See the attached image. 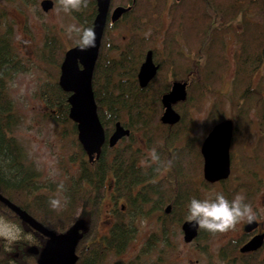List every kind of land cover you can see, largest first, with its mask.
I'll list each match as a JSON object with an SVG mask.
<instances>
[{
  "label": "trees",
  "instance_id": "trees-1",
  "mask_svg": "<svg viewBox=\"0 0 264 264\" xmlns=\"http://www.w3.org/2000/svg\"><path fill=\"white\" fill-rule=\"evenodd\" d=\"M130 3L131 0H111V5ZM166 3V0H134L131 11L129 10L123 17L124 19L131 17L128 23L131 33L126 41L125 52L112 65L105 60L101 47L92 77L97 113L106 137L119 116L126 114L128 117L125 126L132 130L139 128L144 131L147 147L156 149L159 155L157 163L161 168L168 165L175 167L172 172L168 170L164 181L161 179L146 184L149 188L147 189L157 194L158 200L162 201L155 209L162 212L156 219L158 231L147 239L148 248L159 249V252L171 248L168 229L170 226L173 229L180 228L181 222L187 218V204L190 199L193 197L202 199L193 179L202 175L203 160L199 144L203 136L196 139L188 136L191 146L184 143L183 147L169 151L173 143L184 139L187 130L191 128L190 108L200 109L204 100L210 101L207 113L208 132L214 124L226 118L224 106L227 104L230 114L226 119L233 120L229 149L231 170L237 167L245 176L256 182L261 181L257 176L258 172L261 170L264 172V80L260 78L254 83L256 72L264 64V0H174L167 6L165 12L167 19L163 23L161 15ZM95 11V0H88L87 7L73 11L72 16L82 27L91 28ZM3 15L4 11L0 10V17ZM148 30L150 33L146 35ZM159 33L162 35V43L160 48H157L155 41ZM6 36L8 35L0 33V190L12 202L22 204L31 214L39 217V221L45 227L58 233L67 232L76 219H85L76 247L81 257L84 243L89 239L96 240L95 234L99 231L101 220L95 219L100 217L106 196L116 206L118 198L113 197L114 192L118 193V190H121L118 196L125 199L135 189L139 190L140 197L134 194L132 202L136 207L135 213L142 214L141 205L148 201L147 195H142L143 192H148L143 191L142 184L152 179L160 169L156 167L155 170V164L152 166L153 169H148L149 171L136 169L134 162L136 158L133 156L131 146L124 147L120 153L114 149L113 153L116 155L113 160L110 149L108 150L104 144L97 161L90 163L87 159L80 160L78 176L66 192L69 199L67 210L56 213L49 206L44 208L46 202L41 198L42 195L39 196L35 194V190L29 189L34 186L35 173L25 166L18 142L12 136H8L12 127L13 112L9 100L7 101L3 95V80L22 68V64L13 54ZM231 36L234 38L235 48L228 53L227 44ZM53 45L54 42L51 41L46 43V47L51 49L49 51L51 57L54 55ZM147 49L155 52V58L160 61L161 67L144 88H139L135 80V68ZM178 50H183L184 53L180 55ZM53 58L54 61L50 62L59 64L62 53H57ZM102 60L104 62H101ZM123 68H130L131 75L127 79L116 78L113 81L114 71ZM189 70H192V79L186 77ZM168 72L173 79L187 82L185 100L173 105L180 119L171 125L159 121V114L162 111L160 96L168 90L166 82ZM227 77L229 87L227 91H223ZM41 90L40 96L44 97L49 107L55 109L59 106L60 113L57 119L67 121L68 93L56 82L44 86ZM253 121L256 122L259 134L254 145L245 152L243 150L245 138L251 131ZM226 180L220 181L222 188L217 192H223L228 199H232L235 196L233 194L237 193V188L231 187ZM202 184L205 189H210L209 183L203 180ZM109 185L115 186L114 192L108 189ZM139 185L142 186L138 189ZM242 185H247L248 192L245 190L244 195L245 202L248 203V197L253 195L249 188L252 190L254 185L239 183L236 186ZM135 198H139L136 203ZM166 205L170 206L168 213L163 211ZM2 209L8 222L16 224L22 230L25 227L29 229L14 212L0 203V210ZM151 213L152 210L146 211V217ZM133 218L135 215L131 217L130 224L122 220L113 222L106 235L99 239L98 246L88 254L85 253L84 257L87 258L83 259L88 260L85 264H92V260H103L108 251L118 252L124 249L134 233V226L131 224ZM209 234L212 232L199 229L195 240L206 239ZM157 235L163 238L158 241ZM29 242L31 241L25 237L20 238L18 241H12L9 248L14 250L18 248V252L23 250L24 254V247ZM232 243L229 241L225 244L219 255L225 257L229 251L235 250L236 246ZM259 254L257 251L253 255H241L240 264H264V259L259 258ZM18 264L21 263L18 261ZM76 264L83 262L78 261Z\"/></svg>",
  "mask_w": 264,
  "mask_h": 264
},
{
  "label": "rangeland",
  "instance_id": "rangeland-1",
  "mask_svg": "<svg viewBox=\"0 0 264 264\" xmlns=\"http://www.w3.org/2000/svg\"><path fill=\"white\" fill-rule=\"evenodd\" d=\"M40 1L41 0H0V10L4 11V15L0 17V33L8 35L6 37L9 45L12 47L13 54L22 64V68L18 69L16 73L4 78L3 95L6 96L7 101L9 100L11 110L13 112L12 127L8 136H12L18 142L19 148L23 153L25 166H27L36 175L34 178V186H31L29 189L35 190V193L39 194V196L42 195L41 198H43V201L46 202L44 208H47L49 206V199L57 196L59 192L58 186L63 184L64 190L60 193V195L61 198H67V203L60 210H54L56 213H61L64 210V207L68 208L69 206V199L66 192L68 191L72 181L78 176L80 170V160H85L88 156L83 151L79 141L77 140V130L74 122L70 121L68 116L67 121L64 122L57 119L58 113H60L59 106L55 109L49 107L44 100V97L40 96V94L42 92L41 89L44 86L55 84V82L57 83L58 81L60 63L62 60L59 64L50 62L51 60L54 61V55L61 52L63 59L64 52L70 47L77 45L76 34L73 33L72 38L70 39L66 32L67 26L71 24L81 26V24L72 16V12H75V10L67 13L62 10L61 0H52L53 6L47 11H43L41 9ZM167 5L168 4H166V7L162 11L161 15L163 23L167 19L165 14ZM114 6L115 5H111V7ZM130 18V16L127 19L122 18L121 20L111 24L112 26H108L107 32H109L111 39L108 38L107 42L110 45H113L114 48L120 49V47H123L127 41L128 36L131 33L128 24ZM149 33V31H146V35ZM47 41L54 42V48H52L54 53L53 57H51L49 53L51 49L46 47ZM112 41L115 44H112ZM161 43L162 35L159 33L156 37L155 46L160 48ZM234 48L235 42L233 36H231L227 44L228 53H231ZM108 54L109 52H107V55ZM109 56L115 57L117 56V52L112 51ZM101 62L104 61L102 60ZM100 65H102V63ZM137 66L135 70L137 69ZM130 75V68H123L121 70L118 69V71L115 72V77H112V80L115 81L116 78L127 79ZM260 78L264 80V64H262L261 68L256 72L254 83ZM166 79L169 88L173 81L168 78ZM135 80L138 87L142 88L138 84L137 75H135ZM228 82L229 77H227L224 82V89L222 88L223 91L228 90ZM209 104L210 101L206 99L202 103V106L199 107L200 109L194 107L190 108L189 113L191 116V128L187 130L184 139H180V142L173 143L169 149L170 152H172L174 148L183 147L184 143L191 146L188 136L198 138L200 134L203 133L209 123L207 120ZM173 108L176 110L174 106ZM224 110L226 115L225 117L228 118L230 111L227 104L224 106ZM161 113L162 111L160 112L159 117ZM127 117L128 116L126 114H121L118 120L126 124ZM253 122L251 131L247 138H245L243 147L245 152H247L249 148L254 145L257 139L256 137L259 134L258 128H256V122ZM130 130L131 133L123 136V139L120 138L122 140L119 139V142L117 141L118 143L116 142L115 145L117 148L122 149H124V147L126 148L131 146L133 156H135L137 160L136 169L151 170V168L153 169L152 164L155 163L154 169L157 170L156 167L159 168L160 170H158V172L160 173L167 175L168 170L171 172L174 171L175 167L173 165L161 168V165L157 163L158 161L152 162L150 160L148 153L152 149H149L146 146L147 141L143 130L139 128L133 130L130 128ZM104 144L108 147V150L110 149V153L113 154L114 149L116 150V148L115 146H108L107 137L105 138ZM107 152L105 155L109 153ZM81 156L83 158L80 159ZM111 156L113 157V155ZM98 159L89 162L93 163ZM229 171L230 175L226 181H228L231 187L235 186V188H237V193L233 195H246V192H248V190H246L247 185L236 186L239 183L249 184L251 186L254 185L252 190L251 187L249 188V190L253 192V195L248 197V204H250L253 208L255 219L261 220V218L264 217V172H262V170L258 172L257 176L261 181L256 182L255 180L249 179L247 175L245 176L244 172H241V170L237 167H235L234 170L230 169ZM166 178L167 177L162 174H158L151 180L154 179L160 181L163 179L164 181ZM203 179L202 175L193 179L202 199L207 198L209 195L221 190V184L220 182L216 183L217 181H207V183L211 186L209 190L205 189L202 184ZM140 186L141 185H139L138 188H140ZM109 187L108 189L114 192V188ZM245 190L246 192H244ZM120 191L121 190H118V193H120ZM138 191L139 190L135 189V191L125 199L119 197L118 193L115 192L118 201L117 205L114 206L113 211L111 210L112 205L106 196L104 203L102 204L100 217L95 219L101 220L97 235H100L103 238L108 232V228L116 220H122L130 224V220H132L131 217L135 215V218H133L134 221L131 222L134 226V233L131 240L127 243L124 249L120 250L121 252H119V254H115L116 251L109 252L104 255L103 262H100L99 264H112L117 260L127 261L134 258L144 264L241 263L240 256L243 254L238 253L236 249L229 251L225 257H222L219 254L222 246L228 244L230 239L234 241L238 239L241 240L240 238L243 235L241 233V226L247 221L246 219L237 222L236 225L227 232L212 233L209 234L206 239H197L190 243L183 242L182 231L180 228L173 229L170 226L168 232L169 240L172 243L171 248L163 249L161 252H159V249H149V243H147L149 241L147 239L153 233L158 231L156 219L161 212L155 209L158 208L157 206H159L162 201H154L158 195L151 193L150 197H146L148 201L142 203L141 205L142 214L138 212L135 213L134 208L136 207L132 202V196ZM140 195L141 194H139V196ZM22 198H25V196H22ZM137 201H139V198H135V203ZM124 203L128 206L126 207L124 205L121 210V204ZM33 204H35V202H33ZM149 210H152V213L146 217L145 212ZM28 230L29 229L26 227L22 230V228L14 223L8 222L7 220L5 222H0V239H4L6 241L7 247V254H0V260H3L4 255L8 256L7 259H13L12 253H14L15 250L12 248L10 249L9 244L14 240L18 241V239H23L25 237L26 240L31 241L28 245L38 242L36 239L29 236V234H25ZM157 238L159 241L163 238V236L157 235ZM26 246L24 247V250H26ZM92 249L93 248L91 246H88L85 253L88 254V252ZM143 251L146 253L142 254ZM259 258L264 259V250L260 251ZM10 263L13 264L14 262L11 261ZM20 263L35 264L34 260L31 261L27 259H23Z\"/></svg>",
  "mask_w": 264,
  "mask_h": 264
},
{
  "label": "water",
  "instance_id": "water-1",
  "mask_svg": "<svg viewBox=\"0 0 264 264\" xmlns=\"http://www.w3.org/2000/svg\"><path fill=\"white\" fill-rule=\"evenodd\" d=\"M95 5L96 13L91 28L96 34V45L85 51L79 50L77 45L67 49L60 63V74L57 81L58 86L68 93L66 97L68 104L67 116L76 124L77 140L90 162L99 158L106 138L103 125L97 114L92 77L106 24L110 0H95ZM40 6L43 11H47L53 6V1L41 0ZM129 9L130 6H115L111 10L110 19L112 21L117 20ZM156 72L157 65L153 63L152 52L148 50L137 72L139 86L145 87L153 79ZM186 87L187 82L185 81H173L170 89L161 95L160 102L163 110L159 120L162 123L175 124L179 121L180 115L173 108V104L185 100ZM232 129L233 123L231 119L221 120L212 127L201 143L200 153L203 159V178L208 182L225 180L230 173L228 149L231 143ZM128 134L129 130L124 128L120 122H116L112 133L107 137L108 146L113 147L120 138ZM0 202L19 216L29 227L47 238L40 253L36 246H29L27 249L30 253H39L37 264H75L77 261L75 248L79 238V231L85 225L84 220H76L66 233H56L34 219L25 210L2 195L1 192ZM169 210L170 206L167 205L164 211L168 213ZM255 226L256 222H248L244 225V230L251 231ZM180 229L183 242L185 243L192 242L199 231V228L193 226L187 219L182 221ZM263 241L264 232L255 234L239 250L243 253L255 251L262 246Z\"/></svg>",
  "mask_w": 264,
  "mask_h": 264
},
{
  "label": "clouds",
  "instance_id": "clouds-1",
  "mask_svg": "<svg viewBox=\"0 0 264 264\" xmlns=\"http://www.w3.org/2000/svg\"><path fill=\"white\" fill-rule=\"evenodd\" d=\"M87 2L88 0H61V8L66 13L72 10L79 11L82 7H87ZM66 32L70 39L73 33L76 34V44L81 51L96 45V34L92 28L71 24L67 26ZM148 156L152 162L159 160L154 148ZM58 188L57 196L49 199V206L53 210H60L67 203V198H61L60 195L64 190L63 184ZM245 201L244 194H237L232 199H228L223 192H215L204 199L193 197L187 204V220L193 226L208 232H227L237 222L244 219L251 222L255 218L252 206Z\"/></svg>",
  "mask_w": 264,
  "mask_h": 264
},
{
  "label": "flooded vegetation",
  "instance_id": "flooded-vegetation-1",
  "mask_svg": "<svg viewBox=\"0 0 264 264\" xmlns=\"http://www.w3.org/2000/svg\"><path fill=\"white\" fill-rule=\"evenodd\" d=\"M167 1V3L166 4H168L167 6H169L171 3H172V1L171 0H166ZM133 4V0H131V3L130 4H126V5H123V4H116L115 6H117V5H122V6H129V5H132ZM114 6V7H115ZM114 7H111V0H110V6H109V10H108V15H107V19H106V24H105V28H104V31H103V35H102V38H101V43H100V47H99V52H98V57H97V59L99 58V56H100V51H101V47H102V51H101V53H102V55L106 58L105 60H107V61H109L112 65H114L115 64V62L117 61V60H119L120 58H121V56L123 55V53L125 52V46H126V44H127V42H125V44H124V46L123 47H120V49H117V48H114V46L113 45H110L108 42H107V39L108 38H110L111 39V36L109 35V32H107L108 31V26L109 25H111V24H113V23H115V22H117V21H119V20H121L123 17H124V15L125 14H127V12L126 13H123L117 20H115V21H112L111 19H110V13H111V10L114 8ZM131 11V10H130ZM95 13H96V11H95ZM112 26V25H111ZM149 31V30H148ZM130 36V35H129ZM129 36H128V38H129ZM112 44H115L113 41H112ZM148 50H150L151 52H152V60H153V63L155 64V65H157V72H156V74H155V76L157 75V73L159 72V70H160V67H161V65H160V61H158L156 58H155V52L153 51V50H151V49H147L145 52H144V55H143V58H142V60L139 62V65L137 66V69L135 70V75H137V72H138V69H139V66H140V64L142 63V61L144 60V57H145V54H146V52L148 51ZM112 51H116L117 52V56H115V57H112V56H109L110 55V53L112 52ZM107 52H109V54L107 55ZM161 52V50H159L158 51V53H160ZM178 53H180V55H182V53H184V51L183 50H178L177 51ZM162 53H163V51H162ZM97 61V60H96ZM96 64V63H95ZM109 68H111L110 66H109ZM108 68V69H109ZM107 69V70H108ZM118 70H116V71H114V73H113V77H115V72H117ZM94 72V71H93ZM106 73V71H104V74ZM106 75V74H105ZM167 78L169 79V80H172V81H184V80H181V79H173V77L170 75V73L168 72L167 73ZM154 76V77H155ZM153 77V78H154ZM187 79H192V77H193V73H192V70H189V72L187 73ZM170 89V87L168 88V90ZM168 90H166L165 92H167ZM164 92V93H165ZM162 95V94H161ZM163 109V108H162ZM116 122H120V124L124 127V128H126V129H128L129 130V133H131V130H130V128L129 127H127V126H125V124L124 123H122L121 121H119V120H117ZM115 122V123H116ZM114 123V124H115ZM177 123V122H176ZM75 124V123H74ZM114 124H113V129H114ZM171 125V124H170ZM213 127V126H212ZM212 127L210 128V130L212 129ZM75 128H76V124H75ZM113 129H112V131H113ZM207 129V128H206ZM204 130L203 131V133L202 134H200V136L199 137H202L203 136V139H204V137L207 135V133L210 131H208L207 132V130ZM77 130V129H76ZM112 131H111V133H112ZM110 133V134H111ZM191 133V132H190ZM232 133H233V129H232ZM109 134V135H110ZM124 138V137H123ZM122 138V139H123ZM122 139H120V140H122ZM193 139H196V138H193ZM203 139L201 140V142H200V144L202 143V141H203ZM231 140H232V138H231ZM119 142V141H118ZM117 142V143H118ZM200 144H199V151H200ZM115 146V148H116V151H118L119 153H120V151L122 150V148H117L116 147V145H114ZM147 146V145H146ZM230 146H231V143H230ZM229 149H230V147H229ZM228 149V150H229ZM122 153V152H121ZM113 155V160L115 159V153H113L112 154ZM118 156V155H117ZM229 156H230V150H229ZM87 160H88V158H86ZM94 161V160H93ZM120 161H121V158H120ZM136 159H135V164H137L136 163ZM117 163H119V161L117 160ZM155 163H153L152 164V166L154 165ZM120 169V168H119ZM230 169H231V166H230ZM158 174H162L163 176H165V174L164 173H160V172H158V170H157V173H156V175H158ZM155 175V176H156ZM154 176V177H155ZM153 177V178H154ZM204 180V179H203ZM151 181H154V182H156L157 180H147L146 181V183H144V184H142L143 185V191H148L147 193L146 192H143V195H147V197H150V194H151V192L148 190L149 188L146 186V184L148 183V182H151ZM205 181V180H204ZM206 182V181H205ZM220 181H217L216 183H219ZM141 185V186H142ZM140 186V187H141ZM31 188V187H30ZM111 188H115V186H111ZM148 188V189H147ZM1 189V188H0ZM139 189V188H138ZM0 192H1V190H0ZM1 194L3 195V193L1 192ZM36 194V193H35ZM37 195H39V194H37ZM5 196V195H4ZM135 196H139V194H138V192L135 194ZM113 197H116V194H115V192L113 193ZM140 197V196H139ZM133 198H134V196H133ZM162 199H163V197H162ZM156 200H158V197L156 196V198H155V200L154 201H156ZM118 201V200H117ZM161 202V201H160ZM1 203V202H0ZM110 203H111V205H112V208H111V210L113 211V202L110 200ZM124 205L127 207L128 205L126 204V203H124V204H121V210H122V208L124 207ZM18 206L20 207V208H22L23 210H25L29 215H31L34 219H36L37 221H39L40 220V218L39 217H37V216H35V215H33V214H31L29 211H28V209L27 208H25V207H23L22 206V204H18ZM167 206V205H166ZM165 206V207H166ZM165 207H164V209H165ZM64 209H66L67 210V208L66 207H64ZM165 212V211H164ZM59 213V212H58ZM166 213V212H165ZM4 210L2 209V210H0V222L2 221V222H5L6 220H5V218H4ZM18 219L19 220H21L20 218H19V216H18ZM85 220V219H83V218H78V219H76V220ZM116 219V218H115ZM255 219V218H254ZM22 221V220H21ZM252 221H254V222H256V226L251 230V231H245L244 230V225L246 224V223H248V221H246L242 226H241V229H242V236H241V240H232V239H230V241H232L233 243H232V245H235L236 246V250L238 251V253H241L240 251H239V249H240V247L248 240L249 241V239L253 236V235H255V234H258V233H263L264 232V217L263 218H261V220H252ZM23 222V221H22ZM40 223H41V221H39ZM24 223V222H23ZM26 224V223H25ZM42 224V223H41ZM29 229L30 230H28V231H26L25 232V234H29V236H31L33 239H36L38 242L36 243H32L31 245H28V246H26L27 248H26V250H24V254L22 253L23 252V250H22V252H18V248L17 249H15V252L14 253H12V255H13V259H10V258H8L7 259V255H4L3 256V260H0V264H7V263H10L11 261H13L14 263L13 264H18V261L19 262H22L23 261V259H27V260H31V261H33L34 260V262H35V264H37V260H38V257H39V253H40V251L42 250V248H43V246H44V244H45V242H46V237L45 236H43L42 234H40L39 232H37V231H35L34 229H32L31 227H29ZM49 229V228H48ZM52 230V229H51ZM54 231V230H53ZM69 231V230H68ZM67 231V232H68ZM56 232V231H55ZM56 233H58V232H56ZM60 233H66V232H60ZM80 235H81V233H80V231H79V238H80ZM106 235V234H105ZM41 236V237H40ZM42 238H43V240H42ZM79 238H78V241H79ZM95 238H96V240H91V239H89L88 241H86L85 243H84V246H83V251H82V253H83V256L81 255V257H80V254H78V252H77V250H76V248H75V251H76V255H77V261L75 262V264L78 262V261H81V263L83 262V264H85V263H88V260H85V259H83V257H84V253H85V251H86V248L88 247V246H91L93 249H95L98 245V243H99V239L101 238L102 239V237L100 236V235H97V234H95ZM32 240V239H31ZM40 240V241H39ZM78 241H77V244H78ZM40 242H42V243H40ZM40 243V244H39ZM77 244H76V247H77ZM100 245V244H99ZM29 246H36L37 248H38V251H39V253L38 254H33V253H30V252H28V247ZM225 246V245H224ZM264 242H263V244H262V246L257 250V251H259V253H260V251L261 250H264ZM223 247V246H222ZM6 249H7V247H6V241L3 239V240H1L0 239V254H7V252H6ZM82 249V248H81ZM257 251H253V252H247V253H241V254H244V255H253L255 252H257ZM110 251H108L106 254H108ZM115 252V251H114ZM119 252H121V251H116L115 252V254H119ZM143 253H146L145 251H143ZM84 258H86V257H84ZM139 259V258H138ZM99 261V262H98ZM96 262H98L97 264H99L100 262L102 263L103 262V260L102 259H97V260H92L91 261V263L92 264H95ZM131 262H134V263H136V264H140V261L139 260H136L135 258L134 259H131V260H127V261H123V260H120V261H115V262H113L112 264H131ZM11 264V263H10Z\"/></svg>",
  "mask_w": 264,
  "mask_h": 264
}]
</instances>
